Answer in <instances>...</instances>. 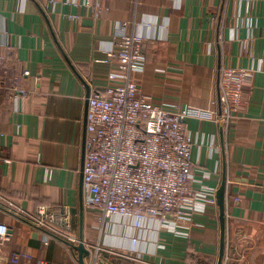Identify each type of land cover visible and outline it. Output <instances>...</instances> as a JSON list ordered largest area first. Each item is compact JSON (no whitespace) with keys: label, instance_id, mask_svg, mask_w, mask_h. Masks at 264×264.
Instances as JSON below:
<instances>
[{"label":"crops","instance_id":"1","mask_svg":"<svg viewBox=\"0 0 264 264\" xmlns=\"http://www.w3.org/2000/svg\"><path fill=\"white\" fill-rule=\"evenodd\" d=\"M70 2L0 0V222L12 233L0 255H31L16 264H80L74 244L19 213L45 204L70 208L74 232L101 248L102 263L127 264L118 253L132 252L147 264H217L218 204L201 202L191 226L175 231L151 219L141 227L120 217L103 223L85 204L87 97L118 69L100 60L126 23L146 39L134 77L166 107L216 113L220 66L253 69L250 102L233 125L191 117L187 128L196 188L217 191L227 162L228 264H264V0H106L98 17Z\"/></svg>","mask_w":264,"mask_h":264},{"label":"built area","instance_id":"2","mask_svg":"<svg viewBox=\"0 0 264 264\" xmlns=\"http://www.w3.org/2000/svg\"><path fill=\"white\" fill-rule=\"evenodd\" d=\"M105 1L71 0L70 3L90 8L98 17L102 10L108 9ZM69 16L78 18L75 14ZM118 27L116 48L100 60L115 61L118 69L109 73L110 83L96 86L87 97L85 204L99 213L103 223L120 217L132 220L137 227L147 219L171 225L169 229L174 231L180 226L190 227L195 214L204 209L200 203L217 204V199L216 190L194 186V141L187 120L191 117L217 119L224 127L233 125L250 102L246 85L253 69L220 66V111L216 113L193 106L166 107L155 103L134 77L144 68L146 39L129 34L126 23ZM50 175L51 169H47L45 179ZM235 201L239 202L240 198L236 197ZM19 213L51 237L66 239L72 244L81 241L74 232L68 207L40 204L33 213L24 209ZM11 237L9 225L0 222V244ZM138 239L133 238L135 244ZM84 244L91 250V264H103L99 261L101 248L86 241ZM118 256L127 264H147L143 257L132 252L118 253ZM30 258L24 251H13L9 255L1 254L0 264H16ZM231 259L232 255L225 252L223 264Z\"/></svg>","mask_w":264,"mask_h":264},{"label":"water","instance_id":"3","mask_svg":"<svg viewBox=\"0 0 264 264\" xmlns=\"http://www.w3.org/2000/svg\"><path fill=\"white\" fill-rule=\"evenodd\" d=\"M89 96V93H88ZM88 103V101H87ZM85 154H86V146L84 143V155H83V168L85 162ZM82 178H83V170H82ZM83 186V180H82ZM216 199L219 207V220H220V249L217 264H223L225 252H226V244H227V233H228V222H227V162L224 161V171L222 182L216 191ZM81 228L83 229V220H84V204L81 203ZM80 243L74 244V249L79 251V263L87 264L85 261L86 257L91 256V250L88 249L84 244V236L81 233L80 235ZM107 264V263H103Z\"/></svg>","mask_w":264,"mask_h":264}]
</instances>
